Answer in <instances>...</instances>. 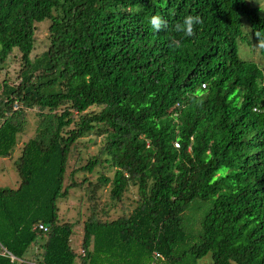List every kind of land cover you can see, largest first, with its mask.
Returning <instances> with one entry per match:
<instances>
[{
  "label": "trees",
  "instance_id": "obj_1",
  "mask_svg": "<svg viewBox=\"0 0 264 264\" xmlns=\"http://www.w3.org/2000/svg\"><path fill=\"white\" fill-rule=\"evenodd\" d=\"M153 15L167 28L154 32ZM187 15L203 21L193 37L173 30ZM255 30L264 19L247 0H0V72L14 52L21 62L0 82V158L32 112L36 124L18 187L0 188V264H264V75L239 52ZM91 135L103 145L75 171L113 174L88 184L77 252L57 202ZM102 187L117 201L135 187L132 211H97Z\"/></svg>",
  "mask_w": 264,
  "mask_h": 264
},
{
  "label": "rangeland",
  "instance_id": "obj_2",
  "mask_svg": "<svg viewBox=\"0 0 264 264\" xmlns=\"http://www.w3.org/2000/svg\"><path fill=\"white\" fill-rule=\"evenodd\" d=\"M253 6H255L259 16L264 19V0H247ZM48 22L37 25L38 30L36 32V43L34 51L31 57L40 55L45 50V44L47 43V27ZM252 44L251 47H247L246 44H240L239 52L246 53L250 56L262 70L264 75V53H261L260 49L256 48ZM19 54L14 52L4 64L3 70L0 72V82L3 78H8L12 82L16 79V75L19 70L20 59ZM91 110H96L92 108ZM31 113V112H30ZM34 112L28 116L27 127L22 134L17 136V144L13 149L12 155L9 158H0V188L16 189L20 183V178L14 166V161L20 156L23 144L26 140L35 134V120L33 117ZM103 145L102 138L95 137L94 135L85 137L77 141V145L74 150V156L70 152L67 166L66 175L64 178V188L74 181L77 186L69 187L68 194L65 198L60 199L57 202L58 217L63 221H68L72 224L73 234L71 236V246L75 251L80 250V240L83 234V224L91 215L92 201L88 199L89 191L87 190L88 184L91 186L96 184L97 178L100 174L111 177L113 170L109 168H103L96 166L92 173L76 172L75 170L84 166L88 160L93 156L99 154L100 147ZM104 157V155H101ZM74 171L72 175L71 172ZM109 187H102L97 190V205L96 210L105 209L110 214V219H115L122 214H127L134 208V201L136 200V188L129 187L121 201L111 199L109 196ZM40 242V241H39ZM197 264H211L210 256L198 261Z\"/></svg>",
  "mask_w": 264,
  "mask_h": 264
},
{
  "label": "clouds",
  "instance_id": "obj_3",
  "mask_svg": "<svg viewBox=\"0 0 264 264\" xmlns=\"http://www.w3.org/2000/svg\"><path fill=\"white\" fill-rule=\"evenodd\" d=\"M203 21L200 16L196 15H187L183 18L182 22H177L174 25V31L178 33H183L185 37H193L195 35L194 26L198 24H202ZM149 24L154 32H160L167 28V22L159 15H153ZM251 31V28H249ZM254 32L255 38L257 40L256 48L264 50V33L259 30L252 31ZM181 42L176 39H172L169 43V48H178L180 47Z\"/></svg>",
  "mask_w": 264,
  "mask_h": 264
},
{
  "label": "built area",
  "instance_id": "obj_4",
  "mask_svg": "<svg viewBox=\"0 0 264 264\" xmlns=\"http://www.w3.org/2000/svg\"><path fill=\"white\" fill-rule=\"evenodd\" d=\"M38 229L42 230V231H46V227L42 226V225H38ZM4 254L10 259L11 262L17 261V258H15L14 256H12L10 253L4 251Z\"/></svg>",
  "mask_w": 264,
  "mask_h": 264
},
{
  "label": "crops",
  "instance_id": "obj_5",
  "mask_svg": "<svg viewBox=\"0 0 264 264\" xmlns=\"http://www.w3.org/2000/svg\"><path fill=\"white\" fill-rule=\"evenodd\" d=\"M80 241H81V240H80ZM79 244H80V243H79ZM31 250H32L33 253H37V254H38V252H36V251H37V247H33ZM28 257H29V256H28ZM17 261H18V262H23V261H21V260H19V259H17ZM24 262H25V261H24ZM26 263H27V262H26ZM29 264H36V262H32V263L29 262Z\"/></svg>",
  "mask_w": 264,
  "mask_h": 264
}]
</instances>
